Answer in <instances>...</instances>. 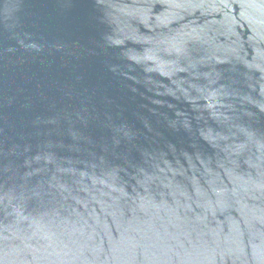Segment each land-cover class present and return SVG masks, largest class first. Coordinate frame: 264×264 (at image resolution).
Here are the masks:
<instances>
[{"label": "water", "instance_id": "water-1", "mask_svg": "<svg viewBox=\"0 0 264 264\" xmlns=\"http://www.w3.org/2000/svg\"><path fill=\"white\" fill-rule=\"evenodd\" d=\"M0 264H264V0H0Z\"/></svg>", "mask_w": 264, "mask_h": 264}]
</instances>
